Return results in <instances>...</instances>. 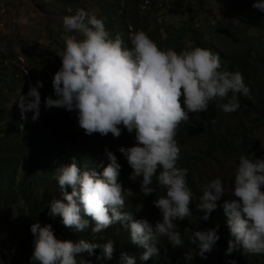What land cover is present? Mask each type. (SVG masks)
<instances>
[{
    "label": "clouds",
    "instance_id": "clouds-1",
    "mask_svg": "<svg viewBox=\"0 0 264 264\" xmlns=\"http://www.w3.org/2000/svg\"><path fill=\"white\" fill-rule=\"evenodd\" d=\"M252 7L264 12V0H255ZM62 24L66 32L78 33L80 38L70 36L56 52L60 67L52 78L55 98L46 96L43 106L75 112L78 126L88 136L110 133L119 138L123 130L134 133L135 143L127 148L119 146L117 151L132 169L129 179L137 188H132L130 195L136 199L142 218L134 219L132 212L124 210L125 191L118 182L121 164L107 148L104 156L108 163L99 173L78 166L75 159L55 169L59 195L48 202L47 215L58 216L74 232L90 230L93 241L103 240L100 234L119 224L128 231L129 241L143 249L139 259L145 262L159 255L161 238L181 248L184 240L179 231L192 216L194 229L189 241L195 246V255L206 260L220 239L219 225L196 230L195 215L207 221L215 212L220 220L226 218L232 237L225 256L236 250L247 256L264 254V158L259 153H254L259 155L255 159L241 154L232 182L226 184L220 177L208 180L202 195L194 178L196 168L193 186L187 182L189 170L178 165L181 148L175 137L181 122L189 120V113H206L213 101L219 107L218 120L222 113L240 110L238 94H250L241 71L222 68L215 50L162 49L143 30L131 34V46H126L120 35L110 34L103 19L84 9L64 16ZM187 40L188 44L183 38L180 42L189 46ZM42 87L41 80L35 85L29 82L27 93L14 101L21 120H27V112H32V121L39 118L42 101L38 89ZM18 127L22 130L23 124ZM221 130L219 125L217 131ZM146 196L160 212L161 219L154 224L143 216L139 199ZM29 214L25 209V215ZM30 232L34 237L30 264H91L78 260L77 255L92 256L96 249H100L97 260L113 257L111 239L104 243L83 238L77 242L60 240L50 224L39 221L30 225ZM186 259L193 260V255ZM118 264H137V257L121 252ZM226 264L236 261L229 259Z\"/></svg>",
    "mask_w": 264,
    "mask_h": 264
},
{
    "label": "trees",
    "instance_id": "trees-1",
    "mask_svg": "<svg viewBox=\"0 0 264 264\" xmlns=\"http://www.w3.org/2000/svg\"><path fill=\"white\" fill-rule=\"evenodd\" d=\"M71 13L75 14L78 10L76 4L81 0H63ZM91 6L88 7L90 14L101 18L105 22L110 34L115 37L117 34L125 41L126 46H131L129 37L135 31L143 30L147 35L162 48H172L180 52L194 47L215 50L221 58L222 68L229 71L239 69L244 77L245 84L250 88V94L244 96L238 94V101L243 117L249 121L248 128L240 127L238 132L217 131L220 122L219 107L217 102L210 103L206 113H195L186 122H181L177 129L176 140L180 145V160L178 165L189 170L187 182L195 186L193 173L195 168L211 150L217 147H225L234 140L240 139L241 154L251 155L254 159L259 158L258 144L252 138L251 132L264 126V41L259 39L264 37V12L252 7L255 0H214L215 4L224 6L228 10V16L237 19L238 24L224 23L220 20L213 26H207L209 33L219 36L218 43L210 40L209 36L203 34L204 29L199 30L200 26H195L200 20L196 18L197 12L192 14L187 21H179L180 29L170 33L165 30L167 37H160L161 25L157 19L147 21L141 14V8L151 7L154 13L162 9L157 8L155 0H89ZM202 9L204 0H195ZM94 7V8H93ZM83 9V8H82ZM199 9V10H200ZM85 10V8H84ZM175 10L173 9V12ZM120 20V21H119ZM128 21L127 24L123 22ZM126 25V26H125ZM132 27V31L130 29ZM139 29V30H136ZM259 31L258 37H251L250 30ZM206 30V29H205ZM187 36L189 46L180 42L182 36ZM71 36L79 37L78 33ZM236 39L239 40L236 42ZM252 39L251 41H248ZM221 41V42H220ZM223 41V42H222ZM51 45H55L59 50L64 46V41L57 39V33L51 32L49 36ZM214 47V48H213ZM60 62V59H58ZM54 63L51 72L47 74L46 96H53L52 78ZM34 68V67H33ZM45 72V66L40 67ZM36 71L37 68L35 67ZM18 76L7 78L0 72V261L3 264H30V257L33 253L34 237L30 232V225L39 221L41 225L50 224L54 235L60 240H71L77 242L83 238L89 242L104 243L111 239L114 241V253L111 260H97L100 249L94 250V254L89 256L87 253L78 254L77 259L90 261L91 264H118L120 253L124 252L137 257V264H226L227 260L233 259L236 264H264V254L249 255L242 254L236 250L231 255L225 256L228 241L232 239L226 225V218L220 220L217 213L213 212L207 221L196 217V230H203L219 225L218 235L220 239L208 258L201 259L195 255V246L189 241L191 231L194 229L193 216L191 222L184 225L179 232L181 233L184 245L181 248L172 247L166 238H161L158 245L160 253L148 261H141L139 254L143 249L138 248L129 241L128 231L119 224L114 225L100 235L103 240L97 238L93 241L90 230L77 233L65 227L60 218H52L47 215L48 202L54 197H58L59 188L55 169L61 165L72 163L73 159L80 167L93 168L98 173L103 170L108 161L104 156V150H109V138L100 136L98 133L91 136L85 135L83 129L77 124L75 112H68L62 108L52 107L45 109L43 100L41 105L47 116L51 120L50 130L46 135L38 136L17 117L15 111L7 108L4 104L5 96L9 89L11 80ZM183 107V98H181ZM23 124V129L18 127ZM61 130L67 132L68 140L64 141ZM202 137L209 141L206 151L200 152L197 156L188 154L184 149V143L190 139ZM134 133L129 134L123 130L119 138H113L114 144L130 147L129 140ZM132 140V139H131ZM256 153V154H254ZM121 172L118 182L125 191V211L132 212L134 219L142 218L140 211L135 207L137 201L130 195L132 188H137L136 182L129 179L132 171L126 158L118 152ZM142 202L143 216L150 223H155L161 219L160 212L148 200V196L139 199ZM25 209L30 213L25 215ZM221 212V210H219ZM202 214V213H201ZM209 220H211L209 222ZM220 220V222H218ZM193 255V260L186 259V256Z\"/></svg>",
    "mask_w": 264,
    "mask_h": 264
},
{
    "label": "rangeland",
    "instance_id": "rangeland-1",
    "mask_svg": "<svg viewBox=\"0 0 264 264\" xmlns=\"http://www.w3.org/2000/svg\"><path fill=\"white\" fill-rule=\"evenodd\" d=\"M155 1L157 2V8L162 9L160 12L154 13L149 6H144L140 10L147 21L153 23L152 20H158L161 25L159 35L162 38L167 37L166 29L171 30V34L179 31L178 29L181 26L179 21L189 20V17L196 12V18L200 22L195 23V26H200L199 30L205 28L203 34L209 36L210 40L213 39L216 44L219 36L209 33L206 28L208 25L213 26L220 20L224 23H239L237 19L228 16V10L224 6L215 4L214 0H204L202 9H200L201 6L199 8L198 5L200 4L195 0ZM90 3L89 0H81L76 4V7L77 9L85 8L88 11V7L91 6ZM64 7L66 5L63 0H0V72L6 75L8 79L11 76H18L11 80L4 104L7 108L13 109L21 123L25 124L32 133L38 136L46 135L51 125V120L44 111L43 106L41 105L40 116L36 121L31 119L32 112L25 113L27 120H21L20 109L14 101L20 94L27 93L29 82L35 85L37 80H41L43 83V87L38 91L41 93V101L44 100L42 95H46L47 91L48 76L46 72H51L53 63L57 66L54 68V72L60 67L59 57L56 55L59 49L49 42L50 33L56 32L59 41H65L73 34V32L64 30L62 18L73 15L69 6L66 13H63ZM127 23L128 21L123 22V24ZM258 34L259 31L255 29L250 30L251 37H258ZM181 38H183V43L188 44L187 36ZM259 39L264 41L262 35ZM238 41L236 39V42ZM42 66H45V72L40 69ZM33 67H36L37 70L35 71ZM193 115L195 113H190V116ZM219 122L222 132L229 130L235 133L240 130V127L248 128L249 126V121L243 117L241 110L230 114L222 113ZM250 134L257 141L258 153L261 158H264V126L259 127ZM61 135L66 142L68 140L67 132L61 130ZM131 139L129 144L132 146L134 143L133 138ZM108 141L109 150L117 156L118 163H120L117 147L112 140V136ZM239 143L240 139L234 141L231 146L217 147L215 150L210 151L207 158L197 164L194 178L198 192L201 195L203 186L208 180L220 177L226 184L232 182L234 169L241 155ZM183 145L188 154L197 156L200 151L208 149L209 141L198 137L188 140ZM137 181H139V178ZM199 196L197 194L196 197ZM221 199L224 200L227 197Z\"/></svg>",
    "mask_w": 264,
    "mask_h": 264
}]
</instances>
